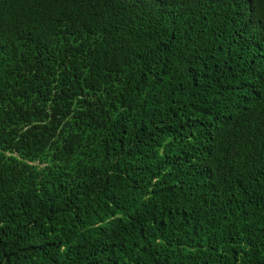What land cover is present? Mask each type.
Listing matches in <instances>:
<instances>
[{
  "label": "trees",
  "instance_id": "obj_1",
  "mask_svg": "<svg viewBox=\"0 0 264 264\" xmlns=\"http://www.w3.org/2000/svg\"><path fill=\"white\" fill-rule=\"evenodd\" d=\"M0 264H264V0H0Z\"/></svg>",
  "mask_w": 264,
  "mask_h": 264
}]
</instances>
